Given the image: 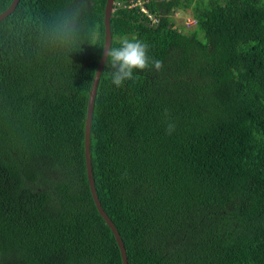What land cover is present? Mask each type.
Returning <instances> with one entry per match:
<instances>
[{
	"label": "trees",
	"instance_id": "16d2710c",
	"mask_svg": "<svg viewBox=\"0 0 264 264\" xmlns=\"http://www.w3.org/2000/svg\"><path fill=\"white\" fill-rule=\"evenodd\" d=\"M106 4L21 0L0 22V264H124L85 146ZM111 28L149 56L119 88L105 65L91 129L129 264H264V0H116Z\"/></svg>",
	"mask_w": 264,
	"mask_h": 264
},
{
	"label": "water",
	"instance_id": "95a60500",
	"mask_svg": "<svg viewBox=\"0 0 264 264\" xmlns=\"http://www.w3.org/2000/svg\"><path fill=\"white\" fill-rule=\"evenodd\" d=\"M21 0H14L12 5L9 7L8 10H6L4 13L0 15V22H2L7 17L11 16L15 10L17 9L19 3ZM115 3L116 0H107L106 8H105V33H106V39H105V47L112 46V28H111V20L113 17V13L115 11ZM106 65V57L103 53L101 62L99 64V68L97 71V74L95 76L93 88L90 92V102L88 107V116H87V123H86V156H87V167H88V175H89V182L93 194V198L95 200L96 206L101 214V216L105 219L109 227L111 228L113 234L116 237V240L118 242L119 248L122 253L123 262L124 264H129L126 247L123 243V240L121 238V235L116 228L115 224L112 222L110 217L105 212L102 203L100 201V198L97 193V189L95 186L94 181V174H93V167H92V160H91V129H92V122H93V115H94V108H95V101L97 97V90L100 82L101 75L104 71Z\"/></svg>",
	"mask_w": 264,
	"mask_h": 264
},
{
	"label": "clouds",
	"instance_id": "9594fccd",
	"mask_svg": "<svg viewBox=\"0 0 264 264\" xmlns=\"http://www.w3.org/2000/svg\"><path fill=\"white\" fill-rule=\"evenodd\" d=\"M67 28L68 25H65ZM148 45L140 40L121 38L119 47H105L106 68L111 83L116 87L123 86L125 81L133 79L134 70H144L149 67ZM151 64L156 70L162 68V61L153 59ZM174 130L169 124L168 133Z\"/></svg>",
	"mask_w": 264,
	"mask_h": 264
},
{
	"label": "rangeland",
	"instance_id": "374dc122",
	"mask_svg": "<svg viewBox=\"0 0 264 264\" xmlns=\"http://www.w3.org/2000/svg\"><path fill=\"white\" fill-rule=\"evenodd\" d=\"M174 18L178 26H185V28L188 30H192L195 28L194 19L190 12H179L174 16Z\"/></svg>",
	"mask_w": 264,
	"mask_h": 264
},
{
	"label": "built area",
	"instance_id": "2783aa9c",
	"mask_svg": "<svg viewBox=\"0 0 264 264\" xmlns=\"http://www.w3.org/2000/svg\"><path fill=\"white\" fill-rule=\"evenodd\" d=\"M136 5L142 6V1H140L138 4H135L134 6H136ZM142 12L145 13V14H147V15H149L148 11L145 8H142ZM154 22H158V21H154Z\"/></svg>",
	"mask_w": 264,
	"mask_h": 264
}]
</instances>
